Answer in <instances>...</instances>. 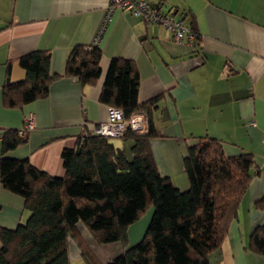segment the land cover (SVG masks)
Instances as JSON below:
<instances>
[{
  "label": "crops",
  "instance_id": "1",
  "mask_svg": "<svg viewBox=\"0 0 264 264\" xmlns=\"http://www.w3.org/2000/svg\"><path fill=\"white\" fill-rule=\"evenodd\" d=\"M147 1L182 16L186 25L193 20L199 44H177L163 27L116 11L97 43L101 75L95 84L82 86L63 76L66 59L74 46L95 43L109 0H0V136L21 129L28 116L35 123L25 143L7 156L61 177L62 150L75 147L93 126L108 120L109 107L99 95L110 60H132L140 77L139 102L156 98L152 119L163 137L150 141L151 153L159 173L175 187H189L183 157L197 138L218 140L226 156H252L251 180L212 260L264 264L263 257L247 249L252 231L264 224V0ZM36 50L50 52V72L57 76L48 95L22 108H5L1 90L6 79L25 77L16 60ZM117 140L129 156L132 141ZM25 213L23 200L0 186V226L14 228ZM150 216L149 211L129 227L130 245L141 239ZM101 247L94 250L104 263L122 251L118 244ZM73 252L76 259L80 253Z\"/></svg>",
  "mask_w": 264,
  "mask_h": 264
},
{
  "label": "trees",
  "instance_id": "2",
  "mask_svg": "<svg viewBox=\"0 0 264 264\" xmlns=\"http://www.w3.org/2000/svg\"><path fill=\"white\" fill-rule=\"evenodd\" d=\"M187 26L196 47L200 36L194 21ZM101 56L97 43L74 46L63 76L76 78L82 86L95 84L101 75ZM16 62L25 77L17 82L6 79L1 91L8 109L45 98L57 78L50 72L49 51H32ZM139 85L132 60H110L99 102L121 111L123 120L142 112L147 131L127 130L121 138L86 132L75 147L62 150L61 177L38 170L27 159L8 157L26 137L16 129L2 132L0 186L23 200L27 219L14 228L0 226V264H72L73 248L79 250L83 264H212L211 256L220 253L237 216L254 160L248 153L226 156L218 140L197 138L183 157L189 187L179 190L157 169L150 150V141L163 137L152 119L156 98L140 103ZM122 138L132 141L129 156L112 141ZM149 211L141 239L129 245V227ZM79 226L96 245L118 244L122 251L101 262ZM247 249L264 258V224L252 231Z\"/></svg>",
  "mask_w": 264,
  "mask_h": 264
},
{
  "label": "built area",
  "instance_id": "3",
  "mask_svg": "<svg viewBox=\"0 0 264 264\" xmlns=\"http://www.w3.org/2000/svg\"><path fill=\"white\" fill-rule=\"evenodd\" d=\"M116 11L129 12L141 17L145 22L157 24L168 30L172 35L173 42L193 46L194 35L183 19L161 10L160 7L151 5L147 0H109L107 15L99 33L104 30V25L109 22L111 14ZM99 37L95 40L98 43ZM108 120L92 127L94 135L121 138L127 130L134 134H144L147 131V119L143 113H135L127 120H123L121 111L109 108ZM35 123L32 116L25 118L24 126L18 130L20 137H26L28 132L34 129Z\"/></svg>",
  "mask_w": 264,
  "mask_h": 264
},
{
  "label": "rangeland",
  "instance_id": "4",
  "mask_svg": "<svg viewBox=\"0 0 264 264\" xmlns=\"http://www.w3.org/2000/svg\"><path fill=\"white\" fill-rule=\"evenodd\" d=\"M112 141L113 142H115V141H118L117 139H112ZM25 216L26 217H23V219H22V221L21 222H19V223H24L25 221H26V219H27V213H25ZM145 216V215H144ZM144 216H142V218H140V222H141V220L143 219V217ZM16 227V226H15ZM79 228H80V232H81V234H82V236H83V239H84V241H85V243L87 244H89V247H90V249L92 250V252L94 253V254H97L96 252H95V250H97V252H98V250L100 249V248H102L101 246H98V245H96L93 241H92V239H91V236H90V234L82 227V226H79ZM92 244V245H91ZM70 245L72 246V245H74L72 242H70ZM130 245V244H129ZM93 246L95 247V248H93ZM74 249V251L75 252H78L79 250L78 249H75V248H73ZM95 249V250H94ZM72 253H74L73 251H72ZM99 254V253H98ZM73 254H71V263L72 264H83L82 263V259H80V257L79 256H77V258L76 259H74L73 258ZM213 256V255H212ZM211 256V261H212V264H214L213 263V260H212V257Z\"/></svg>",
  "mask_w": 264,
  "mask_h": 264
}]
</instances>
